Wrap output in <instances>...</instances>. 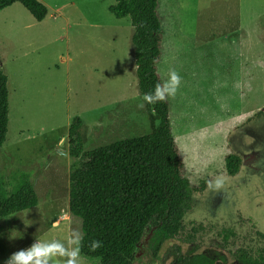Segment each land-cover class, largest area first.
Returning <instances> with one entry per match:
<instances>
[{
    "label": "rangeland",
    "instance_id": "374dc122",
    "mask_svg": "<svg viewBox=\"0 0 264 264\" xmlns=\"http://www.w3.org/2000/svg\"><path fill=\"white\" fill-rule=\"evenodd\" d=\"M37 1L47 9L40 22L19 3L0 12L8 89L0 180L10 190L26 175L38 198L34 208L0 220V264L42 237L66 246L71 233L82 237L68 210L76 160L67 154V130L75 117L85 152L159 125L137 88L130 21L109 12L115 0ZM158 12L157 69L163 82L169 69L181 77L168 97L169 120L182 174L196 192L180 234L153 258L147 230L133 264H174L193 249L234 264L238 249L264 250L257 234L264 235V0H159ZM229 153L241 159L234 177L224 173ZM218 177L223 186L209 188ZM228 230L235 236L225 242ZM79 264L98 260L80 254Z\"/></svg>",
    "mask_w": 264,
    "mask_h": 264
},
{
    "label": "trees",
    "instance_id": "16d2710c",
    "mask_svg": "<svg viewBox=\"0 0 264 264\" xmlns=\"http://www.w3.org/2000/svg\"><path fill=\"white\" fill-rule=\"evenodd\" d=\"M21 4L35 21L47 15L37 0H0V12ZM159 0H115L109 12L117 19L128 18L132 27L135 75L140 95L162 84L157 65L162 55L163 29ZM159 125L149 135L124 139L85 152L82 121L75 117L67 130V154L76 160L69 174L68 210L81 221L80 254L97 259L98 264H133L143 247L147 230L153 258L165 242L183 230V217L191 209L196 192L183 176V162L172 135L169 99L150 104ZM8 124L7 77L0 69V147ZM241 159L229 153L224 157V173H239ZM205 187L200 188V192ZM37 195L26 175L7 190L0 180V220L34 208ZM258 236L264 235L257 232ZM228 230L224 241L234 237ZM93 241L101 246L92 250ZM255 253V254H254ZM240 264H264V250L242 248L234 253ZM225 261V258H221ZM204 253L190 250L174 264H214Z\"/></svg>",
    "mask_w": 264,
    "mask_h": 264
},
{
    "label": "clouds",
    "instance_id": "9594fccd",
    "mask_svg": "<svg viewBox=\"0 0 264 264\" xmlns=\"http://www.w3.org/2000/svg\"><path fill=\"white\" fill-rule=\"evenodd\" d=\"M181 84L180 75L173 69H169L167 79L162 84H157L152 92L143 96L144 103L154 104L163 101L166 97H175ZM144 103L139 104L140 108ZM224 184L222 178L218 177L215 181L209 182V188L220 189ZM10 239L17 237L10 236ZM79 233H71L67 238V245L59 240H49L39 238L34 240L31 246L12 253L3 264H56L55 257L64 258L62 264H79L80 258ZM101 246V242L93 241L91 248L95 250Z\"/></svg>",
    "mask_w": 264,
    "mask_h": 264
},
{
    "label": "flooded vegetation",
    "instance_id": "af4514ba",
    "mask_svg": "<svg viewBox=\"0 0 264 264\" xmlns=\"http://www.w3.org/2000/svg\"><path fill=\"white\" fill-rule=\"evenodd\" d=\"M148 238H149V237L146 236V238H145V242H144V245L148 242ZM144 245H143V246H144ZM221 258H222V257H221ZM214 261H215V260H214ZM222 262L225 264V263H226V260H225V261H222ZM214 264H216V262H214ZM234 264H240V263H238V261L235 260Z\"/></svg>",
    "mask_w": 264,
    "mask_h": 264
}]
</instances>
